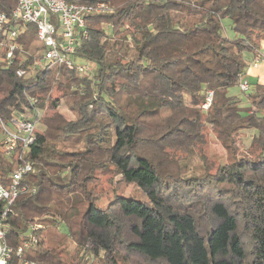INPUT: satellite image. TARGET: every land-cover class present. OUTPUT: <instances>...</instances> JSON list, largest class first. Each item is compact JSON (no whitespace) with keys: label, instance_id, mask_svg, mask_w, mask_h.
I'll return each instance as SVG.
<instances>
[{"label":"trees","instance_id":"trees-1","mask_svg":"<svg viewBox=\"0 0 264 264\" xmlns=\"http://www.w3.org/2000/svg\"><path fill=\"white\" fill-rule=\"evenodd\" d=\"M104 1L111 11L87 17L88 35L76 51L96 65L81 92L71 89L78 71L63 64L30 77L17 74L42 46L35 24L20 36L31 53L26 62L17 57L10 67L0 66L1 120L24 110L25 92L37 98L43 108L38 122L46 126L28 153L37 171L23 179L36 192L15 199L5 240L17 248L31 223L45 227L35 232L38 243L10 264L21 258L43 264H264V83L248 93V106L229 95L251 64L264 60V0ZM16 4L0 0V12ZM225 19L234 38L223 33ZM30 36L37 48H30ZM208 91L213 100L205 116ZM61 98L74 119L58 109ZM206 122L229 151L241 129H255L250 155L257 157L234 154L215 172H164L155 155L167 158L171 149L194 154ZM17 160L0 154L5 185ZM106 175L110 199L103 204L98 187ZM116 175L142 196L119 193Z\"/></svg>","mask_w":264,"mask_h":264},{"label":"built area","instance_id":"built-area-1","mask_svg":"<svg viewBox=\"0 0 264 264\" xmlns=\"http://www.w3.org/2000/svg\"><path fill=\"white\" fill-rule=\"evenodd\" d=\"M111 11L109 3L99 0L94 3L76 0H17L16 6L10 13L0 12V66L8 68L18 57L21 65L26 62L30 52L24 50L18 41L24 29L21 23H34L36 37L42 45L34 54V60L26 67L21 66L17 74L30 77L50 64L65 65L68 70H77L80 75L93 77L95 63L81 61L76 55L83 37L88 35L86 19L89 15ZM258 63L255 62L256 65ZM254 84L245 80L240 81V87L245 92H253ZM23 109L13 111L8 122L0 118V154L8 160L17 157L14 168L9 172L10 182L5 185L0 181V264H10L14 255L21 257L23 250L38 243L36 230L43 226L31 223L26 239L17 248L10 246L6 240V222L13 214V203L22 193L36 192V187L23 183V179L31 172H36L33 160L28 157L31 146L38 135V118L43 114V108L37 106V98L24 92ZM213 100V92L208 91L202 109L207 111ZM47 99L44 100V103ZM43 103V104H44ZM20 264H43L36 260L20 259Z\"/></svg>","mask_w":264,"mask_h":264},{"label":"rangeland","instance_id":"rangeland-1","mask_svg":"<svg viewBox=\"0 0 264 264\" xmlns=\"http://www.w3.org/2000/svg\"><path fill=\"white\" fill-rule=\"evenodd\" d=\"M228 21L229 20L227 19L224 20L225 29L223 33L230 38H234L235 32L231 28V26H229L231 25L229 24L231 22H228ZM21 25L24 29L28 31H30L29 29L34 28V23H30V24L21 23ZM22 37H20L18 41L21 42ZM35 39L36 38L32 36L28 38V43L30 45V48L32 47L34 49L35 47L37 48V45H39L37 40ZM262 45H263L262 51L264 53V41H262ZM37 50L38 49H36V51ZM258 62L260 63L259 68L256 69L251 66L249 69V72L247 73V76L245 77V80L249 81L251 84H254L256 80V75L252 74V72H254V70L256 71V73H258L259 71L261 72V68H263L264 66V60H260ZM261 74H263V76L260 75L258 76V78L264 81V72L262 71ZM84 80H85V76L80 75V74H74L73 77L71 78V89L78 90V91L80 90L81 92L82 86L85 84ZM256 86L257 85L254 86L253 92L256 91ZM57 95H58V92L52 93L51 99L52 100L56 99ZM229 95L238 96L242 100L243 105L245 106L249 105L248 92L243 91L240 85L232 86L229 89ZM46 99H47L46 101L47 103H44L45 108L48 104V98ZM185 101L186 103H188L189 101L188 96L185 97ZM67 103L68 102L67 100H65V98H61L58 109L68 119H74L75 113L74 111H72V109H70ZM256 109L257 108H255V110ZM207 113H208L207 111L203 110V114H205V116H207ZM37 124H38V130L40 132L44 131L46 126L42 122H38ZM255 133H256L255 129H248V128L241 129L239 133L234 136L233 151H229V149H227L224 146L222 141L218 138L217 134L213 131L212 125L206 122L203 140L202 142H199L197 146H195L194 154L188 155L187 151H174L171 149L169 150L170 155H168L167 158L165 155L160 154V152H158L156 155L154 153V155L157 161L161 163V169L164 172L171 173L173 175L185 174V173H186L185 175H190L192 173L197 174V172L199 174L205 173V169L202 167H205L207 171L215 172L219 166L230 162L234 154L237 158H242L245 156L250 157V158L257 157L255 155L254 156L250 155L251 154V144H252L253 137L255 136ZM174 156H177L180 159L178 160L176 159V161H174L172 160ZM181 158L184 160L179 162ZM188 169L190 170L188 171ZM100 177L101 178H100V184H99L98 189L102 192V195H103V198L101 200L102 203L106 204L110 199V197L108 198L107 191L109 190L111 186V182L108 181L109 175L100 176ZM120 177L121 175H116L113 178L114 186L117 187L119 193H125L126 196H129V195L142 196V192L138 188V186L124 185V183L120 182ZM110 194H112V190ZM113 195H114V192H113ZM60 230L62 233L69 235L68 228L64 224H61ZM74 247H75V243L71 241L70 248L73 249ZM15 256L18 257L17 255H14V257Z\"/></svg>","mask_w":264,"mask_h":264},{"label":"crops","instance_id":"crops-1","mask_svg":"<svg viewBox=\"0 0 264 264\" xmlns=\"http://www.w3.org/2000/svg\"><path fill=\"white\" fill-rule=\"evenodd\" d=\"M259 65H260V63H257L256 65L254 64V63H252L251 64V66L253 67V68H256V69H258L259 68ZM250 66V67H251ZM250 69V68H249ZM264 72V66H263V68H261V72ZM248 72H249V70H248ZM261 72L259 71L258 73H256V71L254 70V72H252V74H254V75H256V80H255V83H254V85H257L258 83H264V81L263 80H261V79H259L258 78V76H263V74H261Z\"/></svg>","mask_w":264,"mask_h":264}]
</instances>
